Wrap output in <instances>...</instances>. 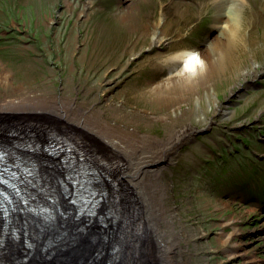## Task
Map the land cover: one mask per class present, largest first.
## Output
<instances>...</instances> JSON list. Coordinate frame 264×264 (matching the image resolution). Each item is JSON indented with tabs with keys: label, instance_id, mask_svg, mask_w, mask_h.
<instances>
[{
	"label": "rangeland",
	"instance_id": "374dc122",
	"mask_svg": "<svg viewBox=\"0 0 264 264\" xmlns=\"http://www.w3.org/2000/svg\"><path fill=\"white\" fill-rule=\"evenodd\" d=\"M194 1L0 0V67L11 72L0 79V101L64 97L153 137H165L168 124L180 131L189 125L160 170L177 264H264V14L247 32L249 45L215 46L219 37L226 41L218 14L210 9L194 19ZM158 20L162 40L150 43ZM39 25L41 35L31 33ZM189 47L214 62L192 92L175 82L170 60ZM8 115H28L18 120L27 137L40 126L41 138L57 141L49 136L60 125L55 115ZM106 219V227L124 230Z\"/></svg>",
	"mask_w": 264,
	"mask_h": 264
},
{
	"label": "bare ground",
	"instance_id": "6f19581e",
	"mask_svg": "<svg viewBox=\"0 0 264 264\" xmlns=\"http://www.w3.org/2000/svg\"><path fill=\"white\" fill-rule=\"evenodd\" d=\"M194 3V19L210 9L218 14L217 28L226 41L219 37L215 46L238 41L249 45L247 32L264 14V0ZM160 20L153 23L150 43L162 40L157 32ZM37 29L31 33L43 30L41 25ZM170 58L177 67L172 70L175 82L191 92L202 84L198 76L206 64L214 63L192 47ZM251 67L257 65L247 68ZM1 68L0 79L11 76ZM155 88L159 94L165 89L161 82ZM56 101L60 103L27 97L0 101V264H177L182 257L175 253L179 242L165 205L168 188L160 170L184 133L191 132L185 130L189 125L181 128L182 133L168 124L165 137H153L113 125L102 112L78 108L64 97ZM20 112L55 115L53 120L60 125H52L55 132L49 136L57 141L41 138L46 128L39 125L38 132L33 127L37 137H27L18 120L28 115L14 116L15 120L8 115ZM205 120L206 128L211 127ZM126 207L133 208L132 215ZM130 217L135 221L129 224ZM106 218L119 221L124 230L117 223L113 229L106 227L110 224Z\"/></svg>",
	"mask_w": 264,
	"mask_h": 264
},
{
	"label": "snow or ice",
	"instance_id": "6c2138e0",
	"mask_svg": "<svg viewBox=\"0 0 264 264\" xmlns=\"http://www.w3.org/2000/svg\"><path fill=\"white\" fill-rule=\"evenodd\" d=\"M193 59H194V57H193Z\"/></svg>",
	"mask_w": 264,
	"mask_h": 264
}]
</instances>
